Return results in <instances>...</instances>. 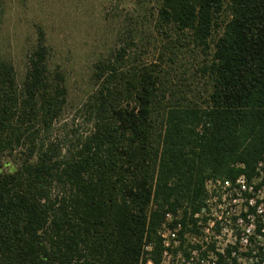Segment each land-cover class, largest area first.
I'll use <instances>...</instances> for the list:
<instances>
[{
	"label": "trees",
	"instance_id": "1",
	"mask_svg": "<svg viewBox=\"0 0 264 264\" xmlns=\"http://www.w3.org/2000/svg\"><path fill=\"white\" fill-rule=\"evenodd\" d=\"M155 18L165 42L209 53L202 102L132 64L125 43L93 65L80 133L62 122L67 80L41 31L20 82L0 57V264H161L168 216L181 213L182 237L207 180L253 177L264 0H159Z\"/></svg>",
	"mask_w": 264,
	"mask_h": 264
},
{
	"label": "rangeland",
	"instance_id": "2",
	"mask_svg": "<svg viewBox=\"0 0 264 264\" xmlns=\"http://www.w3.org/2000/svg\"><path fill=\"white\" fill-rule=\"evenodd\" d=\"M158 4L159 0H0V57L14 66L20 82L26 55L41 31L52 66H59L67 80L68 107L62 122L72 126L74 119L80 133L86 126L76 111L92 89L93 65L126 44L132 64L163 69L171 90L202 102L208 90L203 69L209 53L186 43L165 42L155 28ZM58 135L62 138V131Z\"/></svg>",
	"mask_w": 264,
	"mask_h": 264
},
{
	"label": "built area",
	"instance_id": "3",
	"mask_svg": "<svg viewBox=\"0 0 264 264\" xmlns=\"http://www.w3.org/2000/svg\"><path fill=\"white\" fill-rule=\"evenodd\" d=\"M180 216L159 229L161 264H264V156L250 179L207 180L196 223L182 237Z\"/></svg>",
	"mask_w": 264,
	"mask_h": 264
}]
</instances>
